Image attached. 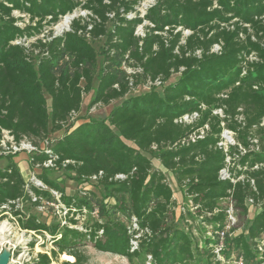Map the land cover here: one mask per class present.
<instances>
[{"label": "trees", "instance_id": "16d2710c", "mask_svg": "<svg viewBox=\"0 0 264 264\" xmlns=\"http://www.w3.org/2000/svg\"><path fill=\"white\" fill-rule=\"evenodd\" d=\"M141 1L0 0V135L9 131L20 142L62 131L81 112L101 56L108 65L93 105L124 99L136 77L153 85L143 95L126 98L107 119L74 125L32 156L34 163L54 156L59 165L69 161L67 168L78 180L100 186L101 197L90 191L77 198L61 194L64 225L23 217L18 203L32 198L10 153L11 162L0 169V221L11 213L21 229L51 237L50 254L39 253L31 264H52L61 256L69 257L62 264H88V243L151 264H231L239 256L249 262L255 259L253 246L260 256L255 264H262L264 253L256 244L264 239V210L232 239L229 250L221 251L224 261L216 249L217 233L227 220L221 202L232 199L247 213L249 199L264 201V0H157L143 17ZM77 11H88V20L74 19L62 35L39 38ZM140 26L144 36L136 34ZM186 31L190 34L184 37ZM100 38L106 42L98 51L92 43ZM214 45L221 50L213 52ZM124 66L142 72L128 75ZM219 110L223 117L215 114ZM195 113L193 122H180ZM206 125L204 139L183 143ZM225 130L236 134L237 145H219ZM154 156L191 198L179 218L172 188L166 174L154 168ZM225 168L229 180L220 178ZM43 173L38 177L52 185ZM29 188L37 197L33 205L53 200L50 192ZM85 214L89 223L76 228ZM196 221L211 228L203 246L195 243L188 225Z\"/></svg>", "mask_w": 264, "mask_h": 264}, {"label": "rangeland", "instance_id": "374dc122", "mask_svg": "<svg viewBox=\"0 0 264 264\" xmlns=\"http://www.w3.org/2000/svg\"><path fill=\"white\" fill-rule=\"evenodd\" d=\"M14 15L19 16L20 14L18 12H15ZM72 16H74L73 20L80 17L84 20H88L90 14L87 11H77ZM62 21L63 19L57 25L53 27H47L45 31L39 36V38H44L45 36H49L51 33L59 36L64 32L68 31L72 23L70 24L68 29L60 30L59 26ZM20 25L23 27L24 23L22 22L20 23ZM145 25H148V23H145ZM144 32L145 30L143 27L139 28V34ZM189 34L190 33L186 31L184 32L183 35L184 37H186ZM105 42H106V38H100L94 41L92 44L99 51L104 47ZM107 65H108L107 61H105L104 57L101 56L98 60V66L94 73V83L92 86V90L88 93L83 94V104H82L81 112L76 115H73L68 120L67 124L65 125L62 131L50 132L47 136L41 139L27 138V140L24 141L25 144L32 147L38 146L37 148L42 150L44 149L45 141H56L57 139H60L68 128L73 127L74 125H79L80 123L84 122L87 119H92V118L101 119V120L107 119L111 111L116 106L120 105L126 98L143 95L144 93L150 90L151 86H153L148 79H146L143 76H139L134 79H131L132 85L130 86V91L124 99L114 100L109 105H104L101 103L93 105L92 101L95 98L96 89L100 83V75L102 73V70ZM128 73L132 75L133 70L129 69L127 71V74ZM176 78L177 76L174 75L172 79L168 82V84L175 81ZM46 98L48 100V107L50 112L51 99L48 95H46ZM217 114H220L223 117L222 112ZM223 137H230V139L224 141L225 144L229 143L230 145L233 146L238 144L236 134H234L231 131L225 130L223 133ZM5 140H6V145L7 146L10 145L9 139L5 138ZM254 143L258 145V140L254 139ZM257 145L252 146V148L257 150L258 149ZM13 155L14 158L12 159V162L18 166V169L20 171V174L24 180L26 187L27 186L30 187L32 185L31 179L33 178V176L41 175L43 173V170L35 167L34 162L32 160V156H33L32 151H28V150L20 151ZM6 156L7 155L0 158V169L5 168L11 162ZM152 163L154 168L162 170L166 174L168 183L171 186L174 194V199L177 202L176 215L177 218H179L182 212L186 211V209H189L191 207V198L185 195L183 189H180L178 187L173 174L167 172L163 168L158 158L154 156L152 158ZM43 174L52 184L48 186L46 185L48 188V190L46 191L50 192L53 195V200L45 201L39 206L33 205V202L30 200L19 202L18 206L19 209L21 210L23 217L34 215L36 218H38V220H40L43 223H46L47 225H56L59 222H61L62 225H64L67 222L65 219L64 205L59 204L57 202L56 196L53 194V192L57 193V195L65 194L68 197H74V198L80 197L81 194L85 191H90L91 193H94L98 198L101 197V195H103L102 189L97 183H93V182L83 183L81 180H78L76 174L73 171H70L67 167L58 165V167L48 170ZM249 200L247 201V206H248L247 213H244L241 209H238L235 205V202L233 201L232 203H230L227 200L221 202L220 204V207L226 210L228 209L230 204H232L233 209L235 211L233 217L236 220L235 225H233L232 227H230V229H227L226 231V235L224 238L225 250H229V244L232 243V239H234V237L238 236L239 234L245 231V229L249 224V221H251V219L257 213L264 210V201L258 204L255 202L253 204H250ZM107 202L110 203V205H114L113 200H107ZM192 211L194 213L193 208ZM85 215L86 216L81 219V221L79 222L76 228L82 230V225L89 223V214H85ZM185 216L187 217V215ZM93 217H95V215H93ZM116 218L124 222L126 225H129L128 221L124 219L122 215L117 214ZM3 222L9 224L10 231L4 235H0V255L8 250L11 261L15 262V264H20V263L25 264L30 257L34 258L39 253L50 254V251L53 249V244L51 241V237L48 234H45L44 237L42 235L35 234L34 232L31 233L21 229L17 222V219L11 213L7 215L6 219L0 221V223ZM188 225L192 226L193 239L195 243H197L199 246H203L205 239L211 237L210 234L211 228L206 227V225H202L200 222L197 221L192 222V224L190 222ZM179 227L184 228V224L180 222ZM31 243H34V245L31 246ZM256 248L261 254L263 253L264 246L262 244V241H259L256 244ZM252 249L254 252L253 254L255 256V259L246 262L243 256L236 257V259L233 257V260H231L232 261L231 264H238L240 260L243 261V264H255L257 260H260V256L256 254V249H254L253 246ZM235 250L236 249L232 248L233 251L232 253H234ZM85 252L90 258L88 264H151L149 262V259H144V258L128 259L126 257L114 253L98 251L90 243H88L87 246L85 247ZM221 256H223V254ZM66 260L69 259H66L61 256L57 261H54L52 264H62Z\"/></svg>", "mask_w": 264, "mask_h": 264}, {"label": "built area", "instance_id": "2783aa9c", "mask_svg": "<svg viewBox=\"0 0 264 264\" xmlns=\"http://www.w3.org/2000/svg\"><path fill=\"white\" fill-rule=\"evenodd\" d=\"M156 1L157 0H142L140 2V6L138 8V11L141 13V16L142 17L144 16V14L146 13V11L150 7H152V6H154L156 4ZM134 16H135V13H131L129 15L130 18H133ZM141 27H143V26L138 27V29L136 31V34L139 35V36H144V33L139 34V28H141ZM55 36H58V35H55ZM220 50H221V46L220 45H214L212 51L213 52H219ZM251 59H254V58H251ZM123 69H125L126 72L129 69L130 70H133V74L132 75L142 72L141 69L135 70V69H132V68H129V67L127 68L126 66H124ZM129 75H131V74H129ZM155 84L159 86L161 83H160V81H157ZM217 113H221V110L215 111V114H217ZM197 118H198V114L197 113H195V114H193L191 116L190 115H186V116H184L180 120V122L191 123V122H193ZM208 131H209V127L206 125L203 128H200V129L196 130L193 134H191L188 137V139H185L183 141V143H196L197 141L204 139L206 137ZM230 137H223V138L225 140H228V139H230ZM5 138L9 139L10 145H8V146L6 145ZM25 140H27V138H24L20 142H17L15 140L14 136L11 135V133L9 131L3 130L1 132V135H0V155H7V154H10V153L15 154L17 152L26 151V150L32 151V153L34 154L36 152L44 151L47 148V145H48V143H47L48 141H45L44 149L41 150V149L37 148L38 146L32 147V146H29V145L25 144V142H24ZM219 145L220 146H224L225 148H227V146L230 145V144L229 143L225 144L223 142V143H220ZM32 160H33V158H32ZM229 160L230 159L228 158L227 159V162H229ZM58 161H59L58 157L57 156H54V157H51V158H49V159H47V160H45L43 162L34 163V165H35L36 168H39L41 170H45V169L46 170H51V169H54V168L58 167V165H59L58 164ZM69 163H70L69 161H64L61 164V166L67 167V165H69ZM38 176H33V178L31 179L32 186L38 188L39 190H48L47 186L44 184V182ZM101 176H102V173H100L99 175L93 176L91 178V180L92 181H97L98 178H100ZM117 178L123 179L124 177L123 176H118ZM220 178H221V180H229V179H231V175L229 173L228 168H225V169H223V170L220 171ZM26 189L29 191L30 196L32 198V201L33 202L37 201V197H35V195H34V193L32 191H30V189H29L28 186L26 187ZM53 194L56 196L57 202L59 204H61L60 203V195H57V193H55V192H53ZM228 201L230 203H232V199H228ZM249 203L250 204H253L254 201L252 199H250L249 200ZM234 212L235 211L233 209V205L230 204V206L226 210V213H227L226 226H225V228L222 231H220V232L217 233L218 234L219 245H218V247L216 249V253L218 255V258L221 259V260H223V261H224V259L221 256V251L224 249V238H225V235H226V231H227V229H230V227H232L236 223V220L233 217L234 214H235ZM64 213H65V215H67V211L65 210V208H64ZM95 215L97 216V210L95 211ZM135 222H136V220L134 219L133 220V223H135ZM31 233H33V232H31ZM210 234H211V237H212V232ZM262 244L264 246V239L262 240ZM134 245H135V248H136L137 243L135 242ZM263 253H264V248H263ZM36 258H37V255L34 258L30 257L26 261L25 264H31ZM238 264H243V261L240 260V262H238Z\"/></svg>", "mask_w": 264, "mask_h": 264}, {"label": "bare ground", "instance_id": "6f19581e", "mask_svg": "<svg viewBox=\"0 0 264 264\" xmlns=\"http://www.w3.org/2000/svg\"><path fill=\"white\" fill-rule=\"evenodd\" d=\"M73 17L74 16H72V15L70 17L69 16L64 17L63 21L60 23L59 29L60 30L68 29V27L70 26V24L73 21ZM9 231H10L9 224H7L6 222L0 223V235H4V234L8 233ZM5 255H8V250L6 251ZM64 258L69 259V257H67V256ZM11 263L15 264V262H13V261H11Z\"/></svg>", "mask_w": 264, "mask_h": 264}, {"label": "water", "instance_id": "95a60500", "mask_svg": "<svg viewBox=\"0 0 264 264\" xmlns=\"http://www.w3.org/2000/svg\"><path fill=\"white\" fill-rule=\"evenodd\" d=\"M6 252L0 255V264H13L10 260V254L8 252V255H5Z\"/></svg>", "mask_w": 264, "mask_h": 264}]
</instances>
